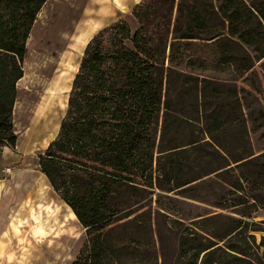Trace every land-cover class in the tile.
I'll return each mask as SVG.
<instances>
[{
  "label": "trees",
  "instance_id": "trees-1",
  "mask_svg": "<svg viewBox=\"0 0 264 264\" xmlns=\"http://www.w3.org/2000/svg\"><path fill=\"white\" fill-rule=\"evenodd\" d=\"M47 1L0 0V152L16 144V83ZM128 14L133 27L122 17L86 44L38 157L84 229L71 264H264L263 88L237 82L264 69V0H141ZM193 42L210 54L181 53Z\"/></svg>",
  "mask_w": 264,
  "mask_h": 264
},
{
  "label": "rangeland",
  "instance_id": "rangeland-1",
  "mask_svg": "<svg viewBox=\"0 0 264 264\" xmlns=\"http://www.w3.org/2000/svg\"><path fill=\"white\" fill-rule=\"evenodd\" d=\"M88 2L48 0L27 39L12 113L17 140L14 147L5 146L0 152V264H71L83 243V227L48 184L39 170L38 157L57 133L72 80L87 41L93 37H76L93 19L85 16ZM128 13L123 19L133 27ZM192 44L181 53L210 54L203 43ZM212 52L217 58L221 55L219 49ZM206 74L231 78L239 72L234 66H215ZM238 78L239 85L251 91L263 88L264 97L261 62ZM59 94L62 98L57 103ZM48 105L59 108L48 115Z\"/></svg>",
  "mask_w": 264,
  "mask_h": 264
},
{
  "label": "crops",
  "instance_id": "crops-1",
  "mask_svg": "<svg viewBox=\"0 0 264 264\" xmlns=\"http://www.w3.org/2000/svg\"><path fill=\"white\" fill-rule=\"evenodd\" d=\"M141 0H90L85 16H93L90 24L78 32L77 38L89 36V39L99 30L122 18ZM91 36L87 31L91 30ZM88 42V41H87Z\"/></svg>",
  "mask_w": 264,
  "mask_h": 264
},
{
  "label": "bare ground",
  "instance_id": "bare-ground-1",
  "mask_svg": "<svg viewBox=\"0 0 264 264\" xmlns=\"http://www.w3.org/2000/svg\"><path fill=\"white\" fill-rule=\"evenodd\" d=\"M64 77H65V76H64ZM60 81H61V80H60ZM60 81H59V83H60ZM59 83H58V84H59ZM63 85H64V84H63ZM61 98H62L61 94H59V96L56 97V101H57V103L61 100ZM56 108H59V105H54L53 107L50 106V105H48V106H47V110H46L47 114L50 115L51 112H52L53 110H57Z\"/></svg>",
  "mask_w": 264,
  "mask_h": 264
}]
</instances>
